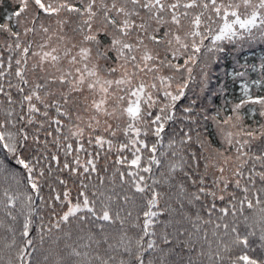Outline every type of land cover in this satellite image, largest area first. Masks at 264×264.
Here are the masks:
<instances>
[{
    "label": "snow or ice",
    "instance_id": "obj_1",
    "mask_svg": "<svg viewBox=\"0 0 264 264\" xmlns=\"http://www.w3.org/2000/svg\"><path fill=\"white\" fill-rule=\"evenodd\" d=\"M0 264H264V0H0Z\"/></svg>",
    "mask_w": 264,
    "mask_h": 264
},
{
    "label": "trees",
    "instance_id": "obj_2",
    "mask_svg": "<svg viewBox=\"0 0 264 264\" xmlns=\"http://www.w3.org/2000/svg\"><path fill=\"white\" fill-rule=\"evenodd\" d=\"M262 53H260L259 51H257V53H256V55L257 56H259V55H261ZM34 235H35V233H34Z\"/></svg>",
    "mask_w": 264,
    "mask_h": 264
}]
</instances>
